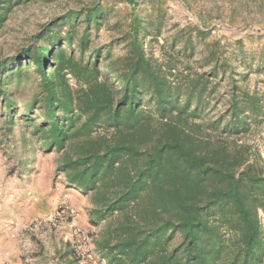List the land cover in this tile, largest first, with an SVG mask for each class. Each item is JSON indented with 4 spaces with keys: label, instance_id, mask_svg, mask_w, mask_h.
I'll use <instances>...</instances> for the list:
<instances>
[{
    "label": "trees",
    "instance_id": "obj_1",
    "mask_svg": "<svg viewBox=\"0 0 264 264\" xmlns=\"http://www.w3.org/2000/svg\"><path fill=\"white\" fill-rule=\"evenodd\" d=\"M25 1L0 0V34ZM127 3L113 24L115 4L93 1L41 25L0 59V105L13 121L12 93L35 75L24 121L69 186L93 194L90 221L108 220L105 264H264V155L247 139L264 96L245 86L264 57L208 42L199 24L165 32L160 12ZM103 29L117 34L97 46ZM81 259L68 245L57 264H92Z\"/></svg>",
    "mask_w": 264,
    "mask_h": 264
},
{
    "label": "rangeland",
    "instance_id": "obj_2",
    "mask_svg": "<svg viewBox=\"0 0 264 264\" xmlns=\"http://www.w3.org/2000/svg\"><path fill=\"white\" fill-rule=\"evenodd\" d=\"M102 1L104 4L111 1L115 4V11L110 17V24L125 17L132 10V5L127 0H29L15 5L11 11L4 28L0 34V59H9L18 53L28 44V39L38 28L49 20L63 15L72 8H77L81 4ZM140 3L138 9L147 14L156 16L158 12L165 16V32L170 29L183 28L190 24H199L209 31L208 42L214 39L236 40L242 39L244 48L248 52H254L256 59L264 57V0H136ZM106 26H109L106 25ZM116 30L103 29L95 39V45L103 46L107 44L115 35ZM121 53L119 47H115L114 54ZM35 75L24 80L20 91L12 93L16 107L14 120H8V113L0 105V189L11 187H27L31 182L30 173L34 172L31 166L36 155H41V162H54L58 164L59 154L56 150L49 151L43 148L37 137L34 135V125H29L24 121L23 114L32 102L36 87ZM251 91L256 90L264 96V72L252 71L249 80L245 84ZM12 87V86H11ZM224 89L220 94H223ZM225 99L216 110L226 109ZM30 117L38 116L31 114ZM252 134L247 137L250 143L260 146L264 155V118L262 123L255 127ZM57 182L66 184L64 188H70L65 174L55 169ZM65 180V181H62ZM29 181V182H28ZM67 182V183H66ZM34 186V180L29 186ZM69 197L62 199L71 213L72 227L62 224L57 228L42 229L39 231H54L61 227H68L70 234L68 238L58 241L49 238L46 248L42 242L38 241L37 248L32 255H41L42 260L55 261L58 263L59 256L69 245L76 256L81 257L82 263L105 264V260H100L96 250L95 240L101 231L106 227L107 221L94 224L90 221L91 210L93 208V194L83 192L71 187ZM57 205V206H58ZM30 228L31 227L30 224ZM65 238V237H64ZM41 240V239H40ZM43 253V254H42ZM57 259V260H55ZM12 263V262H11ZM42 263V262H41ZM38 263V264H41ZM14 264V263H13Z\"/></svg>",
    "mask_w": 264,
    "mask_h": 264
},
{
    "label": "crops",
    "instance_id": "obj_3",
    "mask_svg": "<svg viewBox=\"0 0 264 264\" xmlns=\"http://www.w3.org/2000/svg\"><path fill=\"white\" fill-rule=\"evenodd\" d=\"M41 158H43L41 155L35 156L36 162L31 165L34 172L25 175L29 176L31 182L34 180V186L33 183L29 186L31 182L28 181L25 188L0 189V264L5 261L14 264L47 263V260H42L43 256L32 255L34 250L40 251L37 248L38 246L41 248L37 244L38 241L44 243L43 246L46 248L52 236L61 241L66 240L70 234L71 228L65 226L51 232L30 228L31 222L51 215L58 203L69 197L68 191L71 188V186L64 188L66 184L57 182L55 169L58 168V164L54 159L43 163ZM48 263L55 264V261Z\"/></svg>",
    "mask_w": 264,
    "mask_h": 264
},
{
    "label": "built area",
    "instance_id": "obj_4",
    "mask_svg": "<svg viewBox=\"0 0 264 264\" xmlns=\"http://www.w3.org/2000/svg\"><path fill=\"white\" fill-rule=\"evenodd\" d=\"M71 217H72V213L68 205L65 202H63L56 207L55 211L51 215L31 222V227L36 230L57 228L62 224L72 227L73 224L71 223L70 220ZM2 264H13V263L9 261H5Z\"/></svg>",
    "mask_w": 264,
    "mask_h": 264
}]
</instances>
